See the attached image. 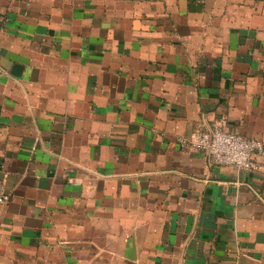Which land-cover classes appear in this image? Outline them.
Returning a JSON list of instances; mask_svg holds the SVG:
<instances>
[{
  "label": "crops",
  "instance_id": "0c3cea01",
  "mask_svg": "<svg viewBox=\"0 0 264 264\" xmlns=\"http://www.w3.org/2000/svg\"><path fill=\"white\" fill-rule=\"evenodd\" d=\"M264 0H0V264H264Z\"/></svg>",
  "mask_w": 264,
  "mask_h": 264
},
{
  "label": "built area",
  "instance_id": "2783aa9c",
  "mask_svg": "<svg viewBox=\"0 0 264 264\" xmlns=\"http://www.w3.org/2000/svg\"><path fill=\"white\" fill-rule=\"evenodd\" d=\"M178 141L190 148L206 152L213 164H231L251 172L260 169L264 157V142L258 136L230 131L220 125L196 129L190 135H181ZM9 195L0 194V202Z\"/></svg>",
  "mask_w": 264,
  "mask_h": 264
}]
</instances>
